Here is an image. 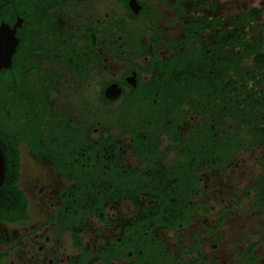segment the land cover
I'll return each mask as SVG.
<instances>
[{
	"label": "flooded vegetation",
	"instance_id": "flooded-vegetation-1",
	"mask_svg": "<svg viewBox=\"0 0 264 264\" xmlns=\"http://www.w3.org/2000/svg\"><path fill=\"white\" fill-rule=\"evenodd\" d=\"M253 9L0 0V264H264Z\"/></svg>",
	"mask_w": 264,
	"mask_h": 264
},
{
	"label": "rangeland",
	"instance_id": "rangeland-1",
	"mask_svg": "<svg viewBox=\"0 0 264 264\" xmlns=\"http://www.w3.org/2000/svg\"><path fill=\"white\" fill-rule=\"evenodd\" d=\"M221 4V10L228 8L229 12L232 16L238 14V13H244L248 12L252 8H257L263 11V14L256 19L255 25L256 26H262L264 25V0H219ZM259 158V155L254 153H248L245 160V169H246V176H241L239 179L236 180L237 174L241 173V170L236 171V175H234V178L231 179L230 185L231 188H236L239 190H244L245 186H249L253 183V173L258 171L255 168V163L257 159ZM243 164V165H244ZM242 165V166H243ZM250 173V174H249ZM250 220L255 221V218L250 217ZM264 220V217H263Z\"/></svg>",
	"mask_w": 264,
	"mask_h": 264
},
{
	"label": "water",
	"instance_id": "water-1",
	"mask_svg": "<svg viewBox=\"0 0 264 264\" xmlns=\"http://www.w3.org/2000/svg\"><path fill=\"white\" fill-rule=\"evenodd\" d=\"M4 35L5 34L2 30L1 34H0V43H1ZM1 48L2 47L0 44V69H2L4 67L8 68L10 66V62H11L10 58H11L12 52L9 50H7L6 52H3ZM107 95L111 96L113 94H111L110 91H108ZM4 174H5L4 156H3V153H2V150L0 147V187L2 186L3 181H4Z\"/></svg>",
	"mask_w": 264,
	"mask_h": 264
},
{
	"label": "trees",
	"instance_id": "trees-1",
	"mask_svg": "<svg viewBox=\"0 0 264 264\" xmlns=\"http://www.w3.org/2000/svg\"><path fill=\"white\" fill-rule=\"evenodd\" d=\"M263 12H262V10H259V9H253L252 11H251V13H249V14H247L246 15V17H247V19H246V23H250L254 18H256V17H259L261 14H262ZM258 63H260V64H263L264 63V54H262V55H260V57L258 58ZM106 102H104V104H105ZM15 150V152H16V149H14ZM18 159H16V171L18 170ZM15 180L12 182V185H14L15 184Z\"/></svg>",
	"mask_w": 264,
	"mask_h": 264
}]
</instances>
